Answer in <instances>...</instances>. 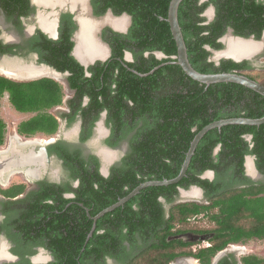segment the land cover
<instances>
[{"label":"trees","instance_id":"obj_1","mask_svg":"<svg viewBox=\"0 0 264 264\" xmlns=\"http://www.w3.org/2000/svg\"><path fill=\"white\" fill-rule=\"evenodd\" d=\"M15 1L26 3L25 0H14L12 3L15 4ZM92 1L95 3V14L101 15L111 9L114 15L127 13L131 17L128 32H112L109 40L112 54L108 67L103 70V79L112 80L109 82H113L115 87L104 86V89L96 90L88 84L89 77L81 76L82 71L68 78L69 85L80 94L88 89L82 88L81 82L91 88L87 94L92 101L87 108L99 105L97 94L102 92L108 109L118 102L120 110L127 107L132 110L134 123L136 117H142L144 123L134 137L129 161H124L123 166L108 177L99 175L95 170L91 171V177L88 178L85 175L91 172L84 170L80 173L83 176L77 187L59 189L73 190L75 199L80 203L63 198L57 191L54 194L47 187L41 189V200L54 198L53 205L41 201L46 212L43 222H40V229L48 233L49 247L60 255L59 258H66V263L71 261L73 264H84L86 258L95 264H103L100 258L104 255L119 257L121 264H135V260L140 258L145 261L139 264H168L178 255L192 256L201 264H211L212 257L224 249L228 242L252 235L264 237V198L246 200L241 189L230 194L224 180L200 177L208 169L217 172L216 175L227 176L232 173L237 177L243 174L246 154L255 156L258 169L264 173V123H231L211 128L200 138L186 174L177 183L142 188L124 204L98 218L92 235L86 240L92 220L80 205L89 207L90 215H94L141 182L175 177L194 135L211 121L264 115V96L260 93L236 82L200 83L189 77L180 65L172 62L176 45L165 19L170 0ZM210 3L215 7V18L203 24L205 18L201 13ZM178 22L188 60L197 71H237L255 80H259V74H264V71H260L256 76L246 71L250 68L247 60L224 58L216 65L208 59L210 50L206 47L221 48L222 44L217 38L228 27L236 35L254 33L259 38L261 31H264V5L259 0H205L202 3L199 0H182L178 7ZM71 30L65 29L56 44H67L69 49L72 45L68 39ZM124 49L132 52L133 61L123 60ZM153 51H161L165 57L159 59ZM78 67L81 70L82 67ZM100 79V70L97 73L93 71L91 81L95 82L96 87H99ZM61 87L57 81L49 78L12 85L8 79L0 77V95L3 89H8L11 101L18 109L41 110L38 116L19 124L20 130L28 134L36 131L50 134L56 130L57 120L42 110L61 101ZM107 89L111 90L110 96H107ZM115 95L118 97L114 98ZM124 99L132 101L133 105L124 103ZM3 129L4 123L0 119V143L3 141ZM247 134L251 135L250 142L244 137ZM249 143H252L251 147ZM217 146L218 151L214 154ZM192 184L204 190L208 202H178L169 208L166 216L164 204L174 201L178 187L188 188ZM70 201L72 203L67 205ZM48 207L51 212L47 211ZM199 213H203L201 220L206 229L203 231H212L214 235L208 238L209 246L192 251L191 244L195 242H184L177 236L186 230L185 227H196L188 224L187 219ZM44 223L49 225L43 227ZM111 224L119 229H111ZM100 228L104 229V233H98ZM135 234L144 238V243L148 241L145 238L153 241L150 245L146 243L145 248L136 253L134 248L137 249L139 244L135 241ZM116 235L132 242L133 251L125 252L119 248ZM240 262L264 264V256L246 255L240 258ZM217 264L236 262L228 254L221 257Z\"/></svg>","mask_w":264,"mask_h":264},{"label":"flooded vegetation","instance_id":"obj_2","mask_svg":"<svg viewBox=\"0 0 264 264\" xmlns=\"http://www.w3.org/2000/svg\"><path fill=\"white\" fill-rule=\"evenodd\" d=\"M8 1L11 4L14 0ZM204 1L199 0V3ZM259 1L264 5V0ZM25 2L23 5L15 1V4L10 5L7 0H0V77L8 79L12 85L49 78L62 86V97L59 103L42 110L57 120L56 130L50 134L41 131L28 134L20 130L19 124L38 116L41 112L40 108L18 109L12 103L8 89H3L1 92L0 119L4 123V129L3 141L0 143V264H73L69 260L66 263V258H59L60 255L49 247L48 233L41 232L40 222H43V214L46 212L43 211L41 201L53 205L52 199H54L41 200L43 194L41 189L47 187L52 189L54 194L57 191L63 198L80 203L75 199L73 190L59 189L77 187L83 176L80 173L84 170L89 172L97 170L99 175L108 177L123 166L124 161H129L128 155H131L134 137L144 123L142 117L140 119L136 117L134 123L132 110L128 107L120 110L118 102L113 104L112 109H108L102 92L97 94L99 105L87 108L92 101L87 93L88 90L90 92L91 85L99 91L104 89V86L115 87L113 82H109L112 80L103 79V70L108 67L112 54L109 40L112 32L122 34L128 32L131 17L127 13L114 15L111 9H107L101 15L95 14V3L92 0H25ZM201 16L205 18L203 24L213 20L214 5L208 4ZM110 20H118L120 25L116 26ZM71 28L68 38L72 42L70 48L67 49V44H56L63 31ZM217 41L222 44L221 48L206 46L210 50L208 59L216 65L224 58L236 59L235 61L247 60L250 68L246 71L255 75L264 71V31H261L259 38H256L254 33L248 36L236 35L228 27ZM233 41L245 46V54L238 57L232 55L230 49ZM239 47L241 45H237V48ZM152 53L159 59L165 57L161 51ZM71 58L82 67L81 70ZM257 59H261V63ZM123 60L133 61L130 50L124 49ZM98 70L101 72V79L99 87H96L91 77L93 71L97 73ZM80 71H82L81 76L89 77L90 81V83L86 82L90 87L81 82L82 88H88L83 94H80L76 88H71L68 81L73 73ZM257 81L264 85V79ZM106 93L110 96L111 90L107 89ZM116 97L118 96L115 95L114 98ZM124 101L129 106L133 105L129 99ZM10 116L13 119L7 122L5 119ZM244 137L250 142V134ZM251 146L252 143H249V147ZM217 151L218 146L214 154ZM243 167V174L237 177L232 173L227 176L216 175L217 172L212 169L203 171L200 177L210 180L218 177L228 184L230 194L236 193L238 189L243 190V197L246 200L263 199L264 173L258 169L253 154L244 155ZM91 174L92 172L85 177L89 178ZM190 192L195 194H189ZM178 202L202 204L208 201L204 190L198 185L192 184L188 188L178 187L174 201L171 204H164L166 216L169 208ZM70 203L72 201L67 205ZM80 206L85 208L87 216L92 220L91 229L86 236L88 240L95 229L97 219L102 217L101 215L94 219V216L108 206L94 215H90L89 207ZM47 211L52 210L48 207ZM202 217L203 213L189 217L188 224L197 228L185 227L186 230L177 236L184 242L194 241L195 243L191 244L192 251L209 246L208 238L214 235L212 231H203L206 229L203 227ZM48 218L49 216L46 220ZM48 225L44 223L43 227ZM111 225V229L116 228L114 224ZM198 229L200 231H197ZM98 233H104V229L100 228ZM116 237L119 240V248H123L125 252L132 250V242L117 235ZM145 239L148 241L144 243V238L135 234V241L139 244L137 249L134 248L136 253L142 251L146 243L150 245L153 241L150 238ZM204 241L207 242L206 245L201 244ZM259 241H264V237L252 235L248 238L242 237L235 242H228L224 249L212 257L211 264H214L215 257L222 251L223 256L232 255L236 264H241L242 256L252 254L263 257L264 255L254 250L255 248H250ZM236 251L242 254L238 255ZM134 257L133 255V260ZM100 260L103 264H121L119 257L104 255ZM141 261L145 260L140 258L138 261L135 260V264ZM191 263L201 264L197 258L188 255H178L168 262V264ZM84 264L95 263L86 258Z\"/></svg>","mask_w":264,"mask_h":264},{"label":"water","instance_id":"obj_3","mask_svg":"<svg viewBox=\"0 0 264 264\" xmlns=\"http://www.w3.org/2000/svg\"><path fill=\"white\" fill-rule=\"evenodd\" d=\"M182 0H170L168 9H167V16L166 21L169 24V28L171 31V35L174 39L176 45V54L172 56L174 61L173 63H177L180 65L182 70L192 79L199 81L200 83H204L209 85L211 83L216 82H236L242 84L248 88L253 89L254 91L260 93L264 96V85L257 80H254L244 74H241L237 71L231 72H215V73H203L197 71L193 66L190 64L187 56V48L185 44V40L178 22V7ZM236 60V59H234ZM218 63V62H217ZM152 72V71H151ZM140 73V75H146ZM231 123H239V124H249V125H259L264 123V115L258 118H249V117H230V118H222L218 120L211 121L210 123L204 125L193 137L190 142L189 148L186 151L185 158L179 170V173L170 179H161V180H147L144 182L139 183L136 187H134L129 193L125 196L120 198L117 202L113 203L112 205L104 208L99 213L94 216V219L103 215L105 212L112 210L113 208L122 205L126 202L129 198L137 194L142 188L150 185H168L177 183L185 174L187 167L189 165L190 159L194 153V150L200 140V138L211 128L214 127H221L222 125L231 124ZM93 229V227H92ZM91 234V232H90ZM223 256V251L220 252L216 257L213 263L215 264L218 259Z\"/></svg>","mask_w":264,"mask_h":264},{"label":"rangeland","instance_id":"obj_4","mask_svg":"<svg viewBox=\"0 0 264 264\" xmlns=\"http://www.w3.org/2000/svg\"><path fill=\"white\" fill-rule=\"evenodd\" d=\"M113 17V16H112ZM115 17V16H114ZM123 17V16H122ZM260 63H261V59H257ZM259 71V70H258ZM258 72L256 73V76H258ZM260 76H258V78H259V80H262V79H264V74H259ZM10 119H13L12 118V116H10V117H7L5 120L7 121V122H9L10 121ZM195 191H197V192H199L198 190H195ZM204 243V245H206V243L207 242H202L201 244H203ZM250 248H252V249H254L255 251H257V252H260L259 254H262V255H264V241H259L258 243H256V244H253V245H251L250 246ZM236 254H238V255H241L242 253L240 252V251H236Z\"/></svg>","mask_w":264,"mask_h":264},{"label":"bare ground","instance_id":"obj_5","mask_svg":"<svg viewBox=\"0 0 264 264\" xmlns=\"http://www.w3.org/2000/svg\"><path fill=\"white\" fill-rule=\"evenodd\" d=\"M107 20V19H106ZM109 21V20H108ZM114 25L118 26L120 25L118 20H110ZM89 23V22H88ZM91 24V23H90ZM84 26V25H83ZM89 26V25H88ZM91 26V25H90ZM89 29V28H88ZM85 30V28H84ZM243 42V41H242ZM237 45H241V47L237 48ZM234 47V48H233ZM245 46H242L241 43L232 42V47L230 49V52L233 56L238 57L239 55L245 54ZM229 55V54H225ZM86 60V59H85ZM195 192V191H194ZM194 192H190L189 194H195ZM192 264V263H191Z\"/></svg>","mask_w":264,"mask_h":264}]
</instances>
